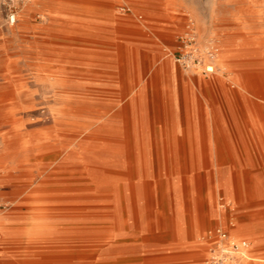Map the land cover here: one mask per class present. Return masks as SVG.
Returning a JSON list of instances; mask_svg holds the SVG:
<instances>
[{
    "label": "rangeland",
    "instance_id": "obj_1",
    "mask_svg": "<svg viewBox=\"0 0 264 264\" xmlns=\"http://www.w3.org/2000/svg\"><path fill=\"white\" fill-rule=\"evenodd\" d=\"M263 82L264 0H0V264H264Z\"/></svg>",
    "mask_w": 264,
    "mask_h": 264
},
{
    "label": "built area",
    "instance_id": "obj_2",
    "mask_svg": "<svg viewBox=\"0 0 264 264\" xmlns=\"http://www.w3.org/2000/svg\"><path fill=\"white\" fill-rule=\"evenodd\" d=\"M27 0H15L16 5L25 3ZM30 1V0H28ZM16 13L12 14L14 16ZM13 21V18H12ZM189 42L193 45L194 38H190ZM209 58L214 59L218 55V50L215 47H210L205 51ZM200 53L197 47H193L185 56V61L198 60ZM210 239L214 247L211 249L210 259L208 264H246L245 260L248 257L250 242L245 239H231V236L226 230L221 228L211 232Z\"/></svg>",
    "mask_w": 264,
    "mask_h": 264
},
{
    "label": "bare ground",
    "instance_id": "obj_3",
    "mask_svg": "<svg viewBox=\"0 0 264 264\" xmlns=\"http://www.w3.org/2000/svg\"><path fill=\"white\" fill-rule=\"evenodd\" d=\"M172 10V9H171ZM111 12V11H110ZM263 55V54H262ZM221 59V58H220ZM219 59V60H220ZM218 60V61H219ZM207 68V67H206ZM150 70V69H149ZM208 70L209 71H215V68L214 66H209L208 67ZM137 72V71H136ZM258 74V73H257ZM263 74V73H262ZM263 76V75H261ZM259 77V76H258ZM257 79V77H255ZM255 79V80H256ZM252 80V79H250ZM254 81V80H253ZM258 81V80H257ZM256 81V82H257ZM261 81V80H259ZM246 83V82H245ZM256 86V84H253ZM255 88V87H254ZM260 89L256 88V91L255 90H249L248 93H250L253 97H254V104L257 108H261V109H264V97L260 96L258 91L263 89L264 90V82L263 84H260L259 86ZM12 89V88H11ZM260 92V91H259ZM137 97V96H136ZM171 97V96H170ZM166 102V101H165ZM138 103V102H137ZM17 105V90L13 88V90H10L9 91V86L4 88V90L2 91L0 89V109H7L9 107H12V106H16ZM169 105V104H167ZM159 109V108H158ZM259 114V113H258ZM247 119V118H246ZM261 119V118H260ZM54 120V119H53ZM58 121V120H57ZM56 122V121H55ZM63 122V121H62ZM60 123V122H59ZM62 124V123H61ZM44 126V125H43ZM93 126V125H92ZM97 126V125H96ZM104 128V127H103ZM129 126L127 125L126 126V129H125V133H124V137H123V140H124V143L126 144V146L128 147L129 145H131V138L129 136ZM246 131H247V136L250 137L251 140H253V142L256 143L257 140L261 139L263 137V134H264V124L261 123V121L259 120V118H256V122H252V123H246ZM207 136V134H206ZM141 137V136H140ZM147 138V137H146ZM51 139V138H50ZM208 139V138H207ZM49 141V140H48ZM47 142V141H46ZM78 143V142H77ZM82 144V143H81ZM84 144V143H83ZM78 145V144H77ZM80 145V144H79ZM147 145V144H146ZM76 147V146H75ZM79 149V148H78ZM65 151V150H64ZM63 151V152H64ZM95 153V152H94ZM90 154V153H89ZM97 154V153H96ZM85 155V154H84ZM108 155V154H107ZM97 156V155H96ZM67 157V156H66ZM108 157V156H107ZM116 157V156H115ZM126 161H127V165L129 166L130 169L134 168V159H133V155H131L130 152H127L126 153ZM111 158V157H110ZM97 159V158H96ZM112 159V158H111ZM113 160V159H112ZM111 160V161H112ZM97 161V160H96ZM38 162V161H37ZM64 162V161H62ZM74 162V161H72ZM78 162V161H77ZM108 162V161H107ZM43 163V162H42ZM48 163V162H46ZM103 163V162H102ZM108 164V163H107ZM110 164V162H109ZM113 164V163H112ZM79 193V192H78ZM81 193V192H80ZM94 194V193H93ZM41 223V222H40ZM48 225L47 222H42V224L40 225ZM82 224V223H81ZM81 228L80 232L79 233H82L86 230L85 228V225L82 224V227H79ZM37 229V228H35ZM51 229V228H50ZM68 229V228H66ZM71 229V228H70ZM74 229V228H73ZM31 237V236H30ZM118 237V236H117ZM126 237V236H125Z\"/></svg>",
    "mask_w": 264,
    "mask_h": 264
},
{
    "label": "crops",
    "instance_id": "obj_4",
    "mask_svg": "<svg viewBox=\"0 0 264 264\" xmlns=\"http://www.w3.org/2000/svg\"><path fill=\"white\" fill-rule=\"evenodd\" d=\"M132 148V147H131ZM179 172H180V170H177V169H175L174 168V170L172 169L171 170V174L172 175H176V176H178V174H179ZM139 174H141V173H139V171H136L134 168H132V169H130V168H128V172H127V179L128 180H132V181H136V179H138L139 178ZM245 173L243 172V171H241V187H240V189H241V191H243V193H245V185L247 184L248 185V183L246 182V180H245ZM249 187V186H248ZM249 190H250V188H249ZM245 195V197H247L246 196V194H244ZM212 232V231H211ZM241 239H245V240H248L246 237L244 238V237H242ZM249 241V240H248ZM252 242H250V249H249V251H248V255L251 257V258H249L250 260L251 259H253L252 258V254H253V252H254V247H253V245L251 244ZM250 260L249 261H247L246 262V264H249V262H250Z\"/></svg>",
    "mask_w": 264,
    "mask_h": 264
}]
</instances>
